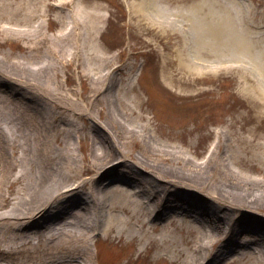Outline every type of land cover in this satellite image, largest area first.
<instances>
[{"label":"bare ground","instance_id":"obj_1","mask_svg":"<svg viewBox=\"0 0 264 264\" xmlns=\"http://www.w3.org/2000/svg\"><path fill=\"white\" fill-rule=\"evenodd\" d=\"M70 1L34 0L17 22L37 20L8 27L28 44L22 59L0 58V264H100L91 249L100 238L134 240L138 250L156 245V257L175 264H264V179L236 173L219 137L201 159L157 139L150 118L120 96L117 73L131 67L124 71L113 55L76 60L102 30V12L82 17L78 6L57 15L61 28L48 40V10ZM239 1L215 0L219 12L211 0H195L187 13L168 14L142 0L133 18L153 32L148 13L189 17L198 44L226 36L241 50L252 42L239 26ZM44 41L48 60L33 65ZM169 62L176 66L168 78L192 88L197 79L184 77L181 60ZM75 77L85 93L72 86ZM169 225L182 232L189 257L180 259V248L160 252Z\"/></svg>","mask_w":264,"mask_h":264},{"label":"rangeland","instance_id":"obj_2","mask_svg":"<svg viewBox=\"0 0 264 264\" xmlns=\"http://www.w3.org/2000/svg\"><path fill=\"white\" fill-rule=\"evenodd\" d=\"M33 1L0 0V58L18 61L27 55L22 45L28 43L23 38L8 36L7 31L9 28L20 30L34 20L28 19L30 22L25 24L17 22L25 16L27 7H35ZM141 1L71 0L69 6L48 10L51 19L44 18V32L49 40L62 25L55 17L77 11L78 6L86 10L82 17L102 12L105 16L102 30L93 40L87 41L86 54L80 52L76 60L82 62L89 57L92 63L93 55L94 59L113 55L124 71L131 67L128 73H117L122 79L120 96L150 118V132L157 139L174 142L186 155L201 159L219 137L236 173L264 179V0L237 2L241 8L239 26L250 30L248 39L252 42L250 47L241 50L234 48L232 38L226 36L218 40L214 36L212 39L204 37L198 44L189 17L171 14L173 20L164 21L148 13L144 22L147 27L154 28L151 32L133 18ZM156 1L157 11L169 14L177 10L187 13L195 0ZM214 1L211 0L213 9L223 12L222 5ZM247 5H250L248 10ZM93 44H97L96 49ZM46 47L44 41L34 51L33 65L48 60ZM171 58L181 60L184 77L197 79L192 88L168 78V71L176 66L170 64ZM199 60L203 67L196 65ZM61 75L64 79V73ZM72 86L81 93L87 91L86 84L77 77ZM0 124L6 122L0 119ZM169 227L168 239L160 252L163 249L175 252L180 248L186 256L176 251L178 257H189L187 254L192 251L183 242L182 232ZM95 246L100 264H175L167 255L156 257V245L138 250V242L134 240L100 238L91 244V249ZM247 262L245 258L234 264Z\"/></svg>","mask_w":264,"mask_h":264}]
</instances>
